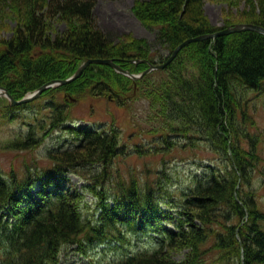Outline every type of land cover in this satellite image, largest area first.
<instances>
[{"label": "trees", "instance_id": "trees-1", "mask_svg": "<svg viewBox=\"0 0 264 264\" xmlns=\"http://www.w3.org/2000/svg\"><path fill=\"white\" fill-rule=\"evenodd\" d=\"M6 4L24 13L0 46V87L15 100L69 78L88 59H111L129 73L142 74L147 62L163 64L187 39L239 23L264 28V0H247L240 13L244 21L222 27L206 19L204 0H135L134 16L155 32L165 51L157 57L147 40L129 35L110 40L94 23L92 1L0 0ZM52 19L65 22L66 29L53 35ZM130 91L148 100L149 115L159 127L148 134L152 156L163 162L173 151L208 149L213 158L206 161L203 183L181 192L176 205L165 209L154 203L151 187L139 189L134 179L111 189L113 195L105 178L126 153L120 131L114 125L101 130L68 126L64 129L79 142L48 152L51 168L20 180L10 173L11 183L0 176V264H62L68 249L85 255L96 245L124 247L125 230L151 234V247L104 264H264V210L252 186L258 181L264 193V135L257 132L248 98L251 92L264 94V35L244 31L191 43L166 68L135 81L91 64L76 80L41 96L111 95L123 106ZM68 115L54 107L49 131L63 127ZM34 132L9 148L37 147ZM92 166L102 171L89 170L93 175L79 189L70 183L69 175L82 178L84 167ZM86 194L99 198L96 223L83 213ZM178 253L183 260L176 259Z\"/></svg>", "mask_w": 264, "mask_h": 264}, {"label": "rangeland", "instance_id": "rangeland-1", "mask_svg": "<svg viewBox=\"0 0 264 264\" xmlns=\"http://www.w3.org/2000/svg\"><path fill=\"white\" fill-rule=\"evenodd\" d=\"M89 1L94 2L95 25L110 40L118 42L124 35H129L134 39H144L151 43L153 56L165 54L155 40V32L145 28L134 16L132 8L135 0ZM253 1L257 3V0ZM246 5L247 0H204V12L211 25L222 27L226 23L243 22L240 13L246 11ZM23 15L24 13L19 14L18 10L14 11L13 7L7 4L0 5V46L2 41H7L13 36ZM49 23L53 35L66 29V23L63 21L52 19ZM29 94L31 93L25 96ZM255 94L251 92L248 98L251 99L250 107L253 108L252 114L257 122V132L264 135V94ZM76 95L73 97L70 93L55 92L53 95L41 96L20 107H8V100L0 96V109H10L0 110V176L11 183L10 173H14L20 180L27 173L31 172L38 176L42 170L51 168L53 165L48 159V152L70 149L79 142L75 134L64 129L68 126L78 130H101L109 129L112 125L120 131L121 144L127 153L118 157L107 169L105 179H108V186H111L109 191L112 194L111 189H116L118 184L134 179L139 189L151 187L154 203L165 209L168 205H176L175 199L181 192L186 193L190 188H194L198 181L203 183L202 181L208 176L206 161L213 158L207 153L208 149L173 151L164 157L163 162L161 156H152L149 153L152 138L148 134L159 127L149 115L151 109L147 99L138 98L135 92L130 91L127 103L120 106L111 95L102 97L88 93ZM56 106L67 111L68 121L60 129L49 131V118ZM33 129L35 139L39 140L37 147L25 151L9 148L13 142L23 141ZM139 151H142V154ZM89 170L93 174L102 171L101 168L97 171V167L93 166L90 169L84 167L82 172L85 171V174H82V178L69 175L70 183L78 189L83 187L84 181L87 178L90 180L93 175ZM252 186L256 190L258 205L264 210V193L259 182L255 180ZM110 199H113L112 195ZM98 200V197L86 194L87 205L83 213L88 218H92L94 223L98 221V211H96ZM123 233L129 241L124 247L105 248L96 245L85 255L68 249L61 257L62 264H104L121 255L148 249L152 245L151 234H137L127 230ZM175 257L181 261L184 259V254L178 253Z\"/></svg>", "mask_w": 264, "mask_h": 264}, {"label": "water", "instance_id": "water-1", "mask_svg": "<svg viewBox=\"0 0 264 264\" xmlns=\"http://www.w3.org/2000/svg\"><path fill=\"white\" fill-rule=\"evenodd\" d=\"M244 31H252V32L264 35V28L263 27H260L257 25H252V24H237L233 27H229V28L220 30V31L213 33V34L202 35V36H198L195 38L187 39L186 41H184L183 43H181L179 46H177L174 49V51L172 52L170 57L163 64H158V65L156 64L155 65V64H151V63L147 62L148 68L140 75L130 74L128 71L122 69L119 65H117L111 59H88L80 65V67L77 69V71L70 78L65 79V80H57V81L49 82V83L41 86L39 89L35 90L34 92L29 94L28 96L23 97L21 100H15L2 87H0V96H4L8 100V106L9 107H15V106L28 104L30 102H33L37 98H39L40 95L45 90H47L49 88L56 87V86L65 85V84H68L69 82L75 80L91 64H99V65L108 66V67L112 68L115 72L120 73V74L128 77L129 79L135 81L137 79L142 78V76L147 75L153 71L163 70L164 68H166L176 58L178 53L183 48H185L186 46H188L191 43H195V42L203 41V40H207V39H215V38L220 37V36H226L229 34L239 33V32H244ZM137 62H141V61H137Z\"/></svg>", "mask_w": 264, "mask_h": 264}, {"label": "bare ground", "instance_id": "bare-ground-1", "mask_svg": "<svg viewBox=\"0 0 264 264\" xmlns=\"http://www.w3.org/2000/svg\"><path fill=\"white\" fill-rule=\"evenodd\" d=\"M80 67V66H79ZM77 71V70H76Z\"/></svg>", "mask_w": 264, "mask_h": 264}]
</instances>
